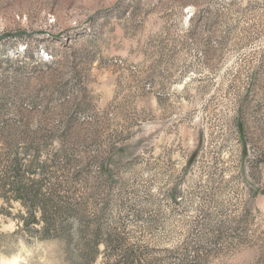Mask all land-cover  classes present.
I'll return each mask as SVG.
<instances>
[{"label": "rangeland", "instance_id": "rangeland-1", "mask_svg": "<svg viewBox=\"0 0 264 264\" xmlns=\"http://www.w3.org/2000/svg\"><path fill=\"white\" fill-rule=\"evenodd\" d=\"M14 169L94 264H264V0H0V264H80Z\"/></svg>", "mask_w": 264, "mask_h": 264}, {"label": "trees", "instance_id": "trees-1", "mask_svg": "<svg viewBox=\"0 0 264 264\" xmlns=\"http://www.w3.org/2000/svg\"><path fill=\"white\" fill-rule=\"evenodd\" d=\"M12 179H7L2 185H10L11 197L15 201H29L33 206H37L33 211L27 210L26 216L18 215L15 219L25 226L37 227L32 237L37 240H59L67 247L75 241V246L80 251L77 255L80 264H94L95 255L101 239L104 237L106 246L117 245V238L106 236L99 222H85V216L81 211L69 210V206H58L44 198L40 191L39 184H26L21 186L19 170H12ZM14 179V180H13ZM9 183V184H8ZM3 187V188H4ZM38 214V216H37ZM68 216H73L77 222L76 231L73 233L71 227L62 220ZM11 217V215L0 210V218ZM70 255V253L68 252ZM129 263L127 260L126 264Z\"/></svg>", "mask_w": 264, "mask_h": 264}]
</instances>
